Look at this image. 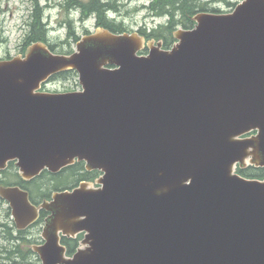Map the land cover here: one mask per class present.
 Segmentation results:
<instances>
[{
    "label": "water",
    "instance_id": "95a60500",
    "mask_svg": "<svg viewBox=\"0 0 264 264\" xmlns=\"http://www.w3.org/2000/svg\"><path fill=\"white\" fill-rule=\"evenodd\" d=\"M193 19L168 49L97 27L70 54L0 59V169L102 172L40 206L42 264H264V178L236 172L264 167V0ZM67 70L81 89L41 90ZM0 196L17 229L36 220L26 191ZM80 232L66 255L60 235Z\"/></svg>",
    "mask_w": 264,
    "mask_h": 264
},
{
    "label": "rangeland",
    "instance_id": "374dc122",
    "mask_svg": "<svg viewBox=\"0 0 264 264\" xmlns=\"http://www.w3.org/2000/svg\"><path fill=\"white\" fill-rule=\"evenodd\" d=\"M90 0H38L43 22L47 25V42L58 53L73 51L76 41L83 35L93 32L97 24L94 14H83L81 6H87ZM152 0H103L114 9L106 17L115 26L124 31L140 29L151 32L158 26H165L167 16L154 17L147 8ZM235 3L238 0H227ZM35 0H0V59L22 55L26 49L31 22L35 10ZM206 7V6H205ZM209 9L228 11V6H207ZM76 38H78L76 40ZM52 92H66L80 89L78 74L75 71L57 75L46 83ZM17 167L8 168L5 180L12 181ZM78 167L64 170L53 178L54 184H73L79 179L75 175ZM258 171L251 168L249 175ZM49 181V180H48ZM39 227L32 228L30 234H39ZM25 232L18 231L6 201L0 202V264H40L39 258L32 251L22 247L26 239ZM26 236V235H25Z\"/></svg>",
    "mask_w": 264,
    "mask_h": 264
},
{
    "label": "trees",
    "instance_id": "16d2710c",
    "mask_svg": "<svg viewBox=\"0 0 264 264\" xmlns=\"http://www.w3.org/2000/svg\"><path fill=\"white\" fill-rule=\"evenodd\" d=\"M103 0H90L87 6H81L83 8L82 12L94 14L97 18L98 26H103L112 32H123L119 26H115L111 23L110 20L106 17V13L114 9V6H110L106 2H102ZM196 0H152L150 5L147 8L148 14L154 17L167 16L168 21L163 26L164 28L153 29L151 32H148V37L155 38H166L165 44L170 45L173 41L172 31L179 25L184 24L185 28H190L193 25V21L191 19L192 14L196 12L198 8H203L205 6H195ZM35 10L33 12V19L31 22V31L28 35V40L26 46L35 41H44L47 42V25L43 22V16L40 12V8L38 5V0H35ZM181 5V6H180ZM142 34H145V30L140 29ZM78 38H76L77 40ZM48 43V42H47ZM49 44V43H48ZM50 48L54 50V46L49 44ZM72 51H67L64 53H71ZM9 58V57H7ZM69 72H72L69 71ZM255 169L258 171L252 175L247 173L249 169ZM239 173L246 177L251 178H262L264 177V167L255 168L248 167L245 169H237ZM71 251V250H70ZM24 264V263H17ZM29 264V263H28Z\"/></svg>",
    "mask_w": 264,
    "mask_h": 264
},
{
    "label": "flooded vegetation",
    "instance_id": "af4514ba",
    "mask_svg": "<svg viewBox=\"0 0 264 264\" xmlns=\"http://www.w3.org/2000/svg\"><path fill=\"white\" fill-rule=\"evenodd\" d=\"M231 3H232L231 1H227V0H196V3L194 5L195 6H232ZM207 10L208 8L206 7L198 8L196 10V13ZM216 10L221 11L219 9ZM162 40L165 42L166 38ZM73 165L74 166L78 165V167L80 168L79 170L75 171V175L79 180L73 184L66 185L65 187L61 184L53 185V178H55V176L57 175H60L63 171L52 173L44 169L38 175L26 179L23 178L18 172V169H16V172L13 175L14 176L13 180L8 181L5 180L7 178V175H5V173L7 172L8 168L12 166L15 167L14 163H10L7 169L0 170V185L17 186L20 189L26 191L28 193L30 202L34 206L38 207V215L36 221L33 222V224L30 227L23 230L25 232L24 238L26 239L25 240L26 242L23 243L22 246L31 249V246L43 245L45 243V239L42 235V229L45 224V218L49 215L50 212L40 206L43 203H45V201L51 200L53 193L64 189H72L76 185H79V183H81L82 181L92 183L93 185H97L96 179L102 174L100 171L87 170L83 162H75ZM1 201L2 198L0 197V202ZM37 226L40 228L39 234H30L32 232L30 230ZM82 235L78 234L76 237L61 236L60 243L66 247L67 252H69L70 250L74 251L79 245L78 237Z\"/></svg>",
    "mask_w": 264,
    "mask_h": 264
}]
</instances>
